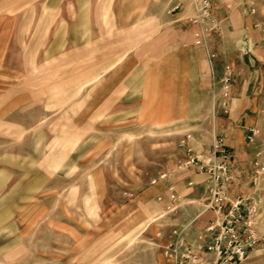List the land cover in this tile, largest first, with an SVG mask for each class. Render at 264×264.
Wrapping results in <instances>:
<instances>
[{
	"label": "rangeland",
	"instance_id": "374dc122",
	"mask_svg": "<svg viewBox=\"0 0 264 264\" xmlns=\"http://www.w3.org/2000/svg\"><path fill=\"white\" fill-rule=\"evenodd\" d=\"M214 13L199 46L192 0H0V264H171L215 218L189 159L217 135L264 264V0Z\"/></svg>",
	"mask_w": 264,
	"mask_h": 264
},
{
	"label": "built area",
	"instance_id": "2783aa9c",
	"mask_svg": "<svg viewBox=\"0 0 264 264\" xmlns=\"http://www.w3.org/2000/svg\"><path fill=\"white\" fill-rule=\"evenodd\" d=\"M192 1L195 14L191 21L198 25L195 43L201 46L210 40V33L220 26V21L214 13L215 0ZM231 91L232 70L227 66L223 79V106L228 103ZM225 145V138L217 135L209 159H200L197 154L189 159V164L205 169L212 179L206 210H212L215 218L195 237H188L183 228L181 235L169 242L165 254L171 255V264H241L261 241L252 220L256 203L244 196L232 197L230 194L235 179L234 166L229 160L218 157L219 153L222 157L228 155Z\"/></svg>",
	"mask_w": 264,
	"mask_h": 264
},
{
	"label": "crops",
	"instance_id": "0c3cea01",
	"mask_svg": "<svg viewBox=\"0 0 264 264\" xmlns=\"http://www.w3.org/2000/svg\"><path fill=\"white\" fill-rule=\"evenodd\" d=\"M199 51L201 52V55H200L199 61H198L199 62V68H200L201 71H205V75H208L211 72L220 73L222 68H223V71H224V69H225L224 66H223V63H224L223 60L225 61L224 55L219 57V59H217V62L216 61L213 62L211 60V63H212L211 64L210 61H209V57H208V54L206 53V51L204 49H200ZM231 58H232V56H231ZM231 144H233L232 141H231ZM234 172L236 173L235 169H234Z\"/></svg>",
	"mask_w": 264,
	"mask_h": 264
}]
</instances>
